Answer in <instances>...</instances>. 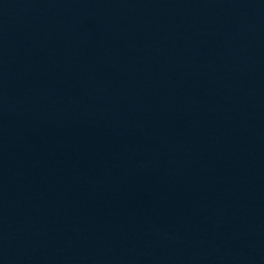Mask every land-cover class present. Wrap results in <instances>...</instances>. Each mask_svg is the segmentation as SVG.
Listing matches in <instances>:
<instances>
[{"label": "water", "instance_id": "obj_1", "mask_svg": "<svg viewBox=\"0 0 264 264\" xmlns=\"http://www.w3.org/2000/svg\"><path fill=\"white\" fill-rule=\"evenodd\" d=\"M149 264H264V0H94Z\"/></svg>", "mask_w": 264, "mask_h": 264}]
</instances>
